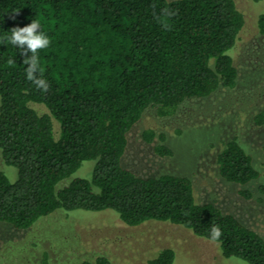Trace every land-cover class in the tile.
I'll return each mask as SVG.
<instances>
[{
  "label": "trees",
  "instance_id": "16d2710c",
  "mask_svg": "<svg viewBox=\"0 0 264 264\" xmlns=\"http://www.w3.org/2000/svg\"><path fill=\"white\" fill-rule=\"evenodd\" d=\"M245 23L236 0H0V149L16 169L15 177L0 169V223L25 230L58 210L112 209L129 225L169 221L218 242L225 257L264 264V237L214 202H197L191 177L141 176L122 164L147 108L171 115L236 86L228 51ZM258 26L264 35V12ZM254 121L264 125V108ZM156 136V152L173 155L165 133L144 131L148 142ZM87 160L96 161L92 176L69 180ZM217 162L230 182L259 174L236 137ZM175 257L165 247L149 264ZM83 264L116 263L99 255Z\"/></svg>",
  "mask_w": 264,
  "mask_h": 264
},
{
  "label": "rangeland",
  "instance_id": "374dc122",
  "mask_svg": "<svg viewBox=\"0 0 264 264\" xmlns=\"http://www.w3.org/2000/svg\"><path fill=\"white\" fill-rule=\"evenodd\" d=\"M236 1L246 17L235 46L228 51L239 70L236 86L188 99L171 115L147 108L128 132L122 164L141 176L172 173L191 177L197 202H214L264 237V125L254 121L264 108V35L258 26L264 0ZM32 105L49 112L43 104ZM54 128L59 135L60 124L55 119ZM147 129L165 133V144L174 154L159 155L155 146L162 140L156 136L148 142ZM233 137L252 155L259 172L245 184L227 181L219 172L217 154ZM95 163L84 161L68 179L90 178ZM0 169L16 175L1 149ZM165 247L176 252L173 264H250L240 257H225L218 242L182 225L149 220L132 226L112 209L58 210L25 230L0 223V264H83L99 255L109 256L116 264H149Z\"/></svg>",
  "mask_w": 264,
  "mask_h": 264
}]
</instances>
